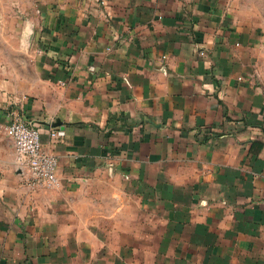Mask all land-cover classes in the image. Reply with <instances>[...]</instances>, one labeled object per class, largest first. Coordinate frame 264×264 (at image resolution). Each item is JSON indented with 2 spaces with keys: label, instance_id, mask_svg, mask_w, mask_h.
I'll return each mask as SVG.
<instances>
[{
  "label": "crops",
  "instance_id": "0c3cea01",
  "mask_svg": "<svg viewBox=\"0 0 264 264\" xmlns=\"http://www.w3.org/2000/svg\"><path fill=\"white\" fill-rule=\"evenodd\" d=\"M53 5L0 60V264H264V25L230 0ZM13 111L55 187L17 163Z\"/></svg>",
  "mask_w": 264,
  "mask_h": 264
},
{
  "label": "rangeland",
  "instance_id": "374dc122",
  "mask_svg": "<svg viewBox=\"0 0 264 264\" xmlns=\"http://www.w3.org/2000/svg\"><path fill=\"white\" fill-rule=\"evenodd\" d=\"M59 1L62 0H0L1 61L11 56L17 62L26 54L27 39H33L34 21L42 16L43 9ZM230 7L243 22L264 25V0H230Z\"/></svg>",
  "mask_w": 264,
  "mask_h": 264
},
{
  "label": "built area",
  "instance_id": "2783aa9c",
  "mask_svg": "<svg viewBox=\"0 0 264 264\" xmlns=\"http://www.w3.org/2000/svg\"><path fill=\"white\" fill-rule=\"evenodd\" d=\"M10 124L6 128L15 148L19 166L28 171L33 186L51 188L58 184L59 161L56 156L44 150L38 128L17 111L10 112ZM53 132L52 136H61Z\"/></svg>",
  "mask_w": 264,
  "mask_h": 264
}]
</instances>
